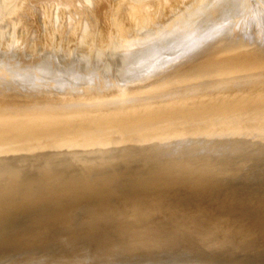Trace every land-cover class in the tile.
Listing matches in <instances>:
<instances>
[{
  "label": "water",
  "instance_id": "1",
  "mask_svg": "<svg viewBox=\"0 0 264 264\" xmlns=\"http://www.w3.org/2000/svg\"><path fill=\"white\" fill-rule=\"evenodd\" d=\"M0 264H264V158L0 153Z\"/></svg>",
  "mask_w": 264,
  "mask_h": 264
},
{
  "label": "rangeland",
  "instance_id": "2",
  "mask_svg": "<svg viewBox=\"0 0 264 264\" xmlns=\"http://www.w3.org/2000/svg\"><path fill=\"white\" fill-rule=\"evenodd\" d=\"M175 1H178V2H175ZM184 1L183 0H169L167 2V0H127V1L126 0H76V1L75 0H0V47H1L0 54L3 55L5 53L4 50L6 51L10 50L9 52L13 53L14 51V53L17 52L16 54L18 55H20L19 52H21V55L23 54L26 57L29 55L30 57H32V59L29 58L27 60H24L23 63L21 62V64H19L20 61H18L17 63L16 61H14L13 62L14 65L13 64L10 65V63L12 62H9V61L11 60H8V62H6L7 60L6 61L2 60L0 62V65L2 64L1 68L3 67L2 74L4 75L3 77L1 76V73H0V107L1 106L25 107V105H30L31 103H34L36 99H44L43 104H38V105L52 104L56 106H64V105L77 104V103H81L82 100L86 98V96H88L86 95V93H89V92H94L93 96L95 97V99L97 98L100 100L101 98L103 99L105 97H111V96L112 97L117 96L119 98V97H124L128 95H133L134 92L138 90V87H141L144 85L143 87L148 90L152 88L151 87L152 85H154L155 83L157 84V82L160 83L162 80L176 77L177 74L180 71H182L183 68L188 67L190 64H194V62L191 63L192 58L205 59V56H206L205 54H207V51L205 52V50H208L209 52L210 51L209 49H211V51H213L214 48L217 49L216 47H218L221 50L223 48L225 49L226 45L224 44L215 46L216 45L215 39H217L215 38V35L213 36L214 39L210 38L209 41L206 42L205 44L201 41V38L204 35L211 33V31H214L212 32L213 34L217 30H219L216 32V34H218V32L220 33V31H223L225 29L224 28L225 23H222L223 19L217 21L216 23L212 24L211 26L207 28L205 26H201L203 22L205 23L203 19L208 15V12L206 11L205 7L209 6L210 0L192 1L193 4L197 2L196 5H193V7L196 6L200 10L202 11L204 10L201 16H199L200 18L198 20L200 21L201 19L202 23L198 22V24H200L198 25V27L196 26H194L193 28H190L191 26L188 27L187 25H189V22L187 21L186 18H184V21H183L184 26H181L183 23L181 22L183 20V16L181 15H180L181 25L179 26L177 25V22H179L178 21L179 19H177L176 16L175 17L173 16L176 13H178V11L182 13L184 11L183 10L184 6L187 5L186 7H189L191 5L190 4L191 0H188V1L184 0ZM257 1L258 0H253V2L251 3H253L252 5L254 8L257 9L258 7L260 9ZM149 2L151 5L149 4ZM66 3H67V6H66ZM158 3L159 5L160 3H162L161 5L167 4L165 5L166 8L164 7V5L162 6L166 11L165 10L161 11V9H159L161 6H159ZM179 3L180 4L182 3L183 5L182 4L180 5ZM220 3L223 4L222 6H226L230 3V0H225ZM97 4H101L102 8L99 7L100 5H97ZM132 4L133 6L134 4L138 5L137 7L147 4L146 8H147V11L149 9L148 13H151V12L155 13L154 10L157 9L156 7H159L158 12L161 11L162 13L160 12L158 13L157 10L156 12L159 15H162L164 17L162 16L157 17L158 15L157 13H155L157 14L156 16H154L155 14L151 13V15L153 16V18H151L152 21L154 20L155 17L158 18V19L155 18V23L153 24L154 26L151 25V27L146 28L143 25L145 28L142 26H141L142 28L141 27L137 28L136 27L137 24H135L136 26L134 30L136 31V33H134L133 24L136 21L133 22L134 20L129 17L130 15L132 16V14L127 13L128 6L129 5L131 6ZM170 4L174 6V7L171 6L172 10L170 9L171 8ZM153 5H157V6L154 8ZM178 5L180 7V10H179V7H177ZM175 7L176 9L178 8L177 12L174 11L176 10ZM193 7L191 6L193 10L197 9L196 7H194L195 8L194 9ZM100 8L101 9L104 8L103 10L106 11L105 14L103 13V11L101 13ZM131 9L133 10L134 7ZM128 10L132 12V10H130V7L128 8ZM116 11H118L119 13H117ZM120 11H122L121 12L122 14L124 13L123 11H125V14L126 13L127 14L121 15ZM170 11H173L172 12L173 14L175 12V14L173 15L172 13H169ZM97 12L99 15L104 14L107 16L101 15V18H100V16L98 15L99 16V19H98ZM249 12H250V15H247L248 10L244 13L246 14L245 16L240 17L241 15H239L237 20L244 24L248 23L250 20V16L253 14V10L249 9ZM116 13L119 15L117 16ZM169 14H171L172 18L169 16ZM113 15L114 16L116 15V17H118L119 19L122 18L120 19L121 23L125 22V24H121L119 22L120 20H117ZM176 15L177 17H179L178 14ZM125 16L127 18L129 17V19H131L133 24L131 23V21L127 20ZM102 17H104L106 20L103 19ZM110 18L112 19L114 18L113 20H117L119 22V23H116L117 21H115L114 25L116 26V29H114L115 26L113 27L109 23ZM161 18L163 21L161 20ZM164 19H166L170 23V26L172 24L173 27L172 26L170 27L168 25L169 23ZM169 19L170 20L177 19V21L175 22L176 24L171 23L172 21H169ZM126 21H128L127 23L130 22L132 26L130 27V25L127 24ZM152 21L151 22L149 21L150 22L149 24H152ZM100 22L102 23L100 24ZM158 22L160 23L158 24ZM164 22L165 23L167 22L168 24L167 23L165 24ZM186 22L188 23L185 25ZM156 23L158 25H155ZM108 24L110 25L111 28L108 26ZM118 24H120L121 26L119 27ZM126 24H127V27H125ZM145 25L148 26L147 24ZM100 26H102L101 27L102 30L100 29ZM167 26H169L168 27L169 30L174 33V36L170 35L171 34L170 33L169 36L164 38L166 35L165 29L168 30L166 28ZM260 26L264 27V24ZM103 27L111 32L108 31L109 33H107V30L103 29ZM107 27H109L111 30ZM128 27H129V30H126V28L128 29ZM233 27H235V25H233ZM112 28L114 30H112ZM118 28H120L119 30L122 32L125 30L123 32L124 35L127 33L126 31H130L131 29V31L133 32H129L130 35L127 34V37L128 36L130 37L132 34L131 37L132 39H135L134 41H136V38L137 40H142L144 37H146V39L150 38V40L154 43L159 40L161 41V38H162V40H166L165 42L166 46L160 49H158L159 46H157L156 47L158 49L157 53L154 54L152 57L146 58L147 60L143 62L137 63V60H129L126 58L125 63L127 64V68L120 71L118 63L113 64V65L106 64L107 62L116 63L117 62L116 58H119V60L121 61V59L123 57L125 58V55L127 54L126 52L128 51L127 49L128 42L121 41L127 37L126 36L123 37L122 35L123 33L121 32L122 34L119 38H123V39L119 40L118 36L120 35V33L119 35L116 34V32H119ZM235 30L236 29H233V31ZM98 31H101V32L103 31V33L106 32L105 34L107 35L111 34L112 36H114L113 37L114 39L111 37V35H110L111 38L107 36L110 42L108 41L106 42V37H105L106 35L104 34L105 36H102L103 38H100L103 33H101L100 35V32H99V36H100L99 37L97 36ZM187 33H190V36H183ZM94 34H96V37ZM115 35H117V37ZM133 35L136 37L134 38ZM131 37L129 38L130 40H132ZM260 37H263L262 34L260 35ZM171 38L175 39L174 43H172ZM95 39L97 42L93 43ZM101 39L103 40V42ZM100 41L103 43V44L100 43V45H102V46H99L100 48H95V46L97 47V45L93 47V44H97ZM236 41L237 40L235 39L233 43V40H231L232 45L235 44ZM231 42H229V44ZM243 42H240V43L245 44V42L244 43ZM211 44L214 45L213 49L210 47ZM242 44L241 45L239 44V45L242 46ZM13 45H14V48H13ZM232 45L230 47H232ZM114 47H122L118 56L109 55V53L111 52V50H113ZM207 47H210V48L206 49ZM237 48H240V47H238L237 45ZM232 50H230V52ZM167 51H170V52L166 53ZM226 52L222 55L229 53V52L227 53ZM235 52H237V50ZM234 53L232 54L230 53L231 54L230 57ZM222 55L221 54L219 55L220 59L218 60L221 61ZM250 55L251 54H249V56ZM225 56H223V58H225ZM249 56H246V57L249 58ZM48 57H52V58H48ZM55 57L56 58L62 57V58L61 60H59L60 58H58L57 60L53 61L52 59H56ZM95 57H96V60L94 61L96 62L93 61V58ZM215 57L217 56L215 55ZM228 57L229 56L227 55L226 58ZM223 58L222 60H224ZM205 60H204V63L206 62L205 63L206 65L207 58ZM3 61L6 62L5 66L2 63ZM214 61L216 62V59ZM186 62L190 64L181 66ZM15 63L17 64V67L19 66V68L14 67L16 70L12 72L14 68H11V66H16ZM261 63L256 61L255 64H253L252 62H250L249 64H253L254 67H256L260 65ZM20 65L22 66L20 67ZM7 66H10L9 69L10 71L12 70L11 71L12 73H10L9 69H6ZM252 67L253 66H250V69ZM1 68H0V71H1ZM14 73L15 74L17 73L16 75L18 77H16ZM245 74L242 75V77L240 76L239 78L246 79V77L247 76L249 77L250 75V74H246V75ZM7 75H10L11 78L13 76L12 80L9 78L10 76H7ZM215 76L217 77L219 76V74ZM251 76H252V73H251ZM28 78H30V80ZM148 78L149 79L153 78V80L148 81L149 80ZM215 79L216 78L211 79L210 81H213ZM231 81H235V80H231ZM260 85L262 87H260ZM253 86L258 87V89L254 90L253 92H245L246 90L244 89L245 91H243V88L241 89L235 88V89H238V91L233 96V98H231L230 100H227V102L224 98V95L220 97H215L213 102L218 103L217 107L219 106V108H222V109H219L218 111H214L215 113L214 116H216L215 118L223 121L221 123L223 125L233 124V123L234 124L239 123L243 125V123H249V121L252 122L255 119L257 121H261V120L263 121L264 113L262 112H264V88H263L264 80L263 81L261 80V83H259L258 85L257 84L250 85V87H253ZM237 95L238 96L240 95V96L238 97ZM146 100L144 104L147 105V103H149L150 100L149 101L148 100L146 101ZM163 100H166V99H163ZM245 100L246 102L254 101V104L246 106L244 104ZM160 102H162V104L167 103L165 101H160ZM208 104H213V103L210 102ZM158 105L160 104H157L155 106H158ZM178 105H181V104H178ZM105 108H106V111L108 112L104 111ZM105 108L100 109L99 114L101 116L97 114L98 116H100L101 121L99 118L92 117V119H90L89 117H87V120H85L83 123H76V121L68 123L67 120L57 121L58 117L55 115L53 116V114L49 115V113L47 117L43 118V116H41L42 119L34 120V121L42 120L43 123L41 122L33 123V122H28L26 120L22 121V120H14V119L9 120V121L8 120L2 121L0 122V148H4V147L14 148V149H10L7 151H15V150L26 149V148L60 150L62 147H64V144L66 143L70 144L71 142L69 141H75L79 139L81 140L80 142L81 145H84L83 143L87 142L85 143V147H84L86 148L88 147V145H100L101 143H106L107 141L112 142V140H110L109 138H114V137L119 138L117 141L124 142L127 140L126 139L127 136H130V138L133 139L141 135V133H138L137 131H142L143 129L135 130V132L128 131V129L133 130V127L135 126L137 127V124L139 125L141 122L146 125L152 122L155 123L157 122L158 118H160V116L162 117V114L163 116L165 114H170V113L172 114L182 113L183 114L184 112H186L184 110H187L186 108H183V107H177V109H175L174 111H169V110H172V108L174 107L172 108L168 106L155 107L154 109H150V110L147 109L146 111L140 112L138 114L136 113H132L131 115L128 114L129 117H127V119L125 120L123 119L122 115H126L127 112H122L121 114L110 113V115L102 116L101 113H103V111L104 113L109 114L110 107L105 106ZM123 110L124 109H121V111ZM199 110H200L199 112H210V114L213 113V112L211 113V111H208V110L207 111H201L202 109H199ZM112 111H115V110H112ZM95 113L93 115H96ZM156 113H157V116H156ZM76 116L81 118L84 116V114H78ZM16 117H20V116L16 115ZM104 117L105 118L107 117V118L105 119ZM110 117H113L112 119H114V121L110 120V123H109V119H111ZM184 117L185 116H179V117L173 116V117L164 118V119H169V120L173 119L176 126L182 127V126L194 125L192 122L186 125H183L180 122H177V120L184 118ZM254 117L256 118L254 119ZM129 118L130 119L132 118V120H130L131 123L130 121L127 122ZM68 119H70V117ZM105 120H107L108 123L105 122ZM101 122L109 124V125L101 126L100 124ZM129 123L130 125H128ZM132 123H134V125ZM254 124L255 123L252 122L249 125H254ZM248 130H246L247 133H248ZM255 131H257V129ZM255 131L252 130L253 133ZM134 133H137V134H134ZM131 134H134V135H131ZM248 134H251V132ZM258 135L259 137H256V136L253 137L251 135L249 136V138L246 137L247 139L246 138H236V139L233 138L232 141L211 142L205 146L198 145V144L191 145V146L176 145L167 151H163L164 148H160L157 145L155 146L145 145V146H141V148H138L136 151L120 152L121 153L120 155L141 156V157H150V158L154 156L153 158H162V159H168V158L170 159V157H173V159L175 160L193 158L194 160H190V161H202V162L264 158V135L263 136H261L260 134ZM188 136H192V135H184L183 137H188ZM144 138H147V137H144ZM81 145L79 147H81ZM101 145H104V144H101ZM128 145H131V144H128ZM101 151L100 149L96 151L86 149L84 152L101 153V154L109 153V151H105V150H101ZM110 154L117 155L116 153H110ZM177 156H188V157L179 158Z\"/></svg>",
  "mask_w": 264,
  "mask_h": 264
},
{
  "label": "bare ground",
  "instance_id": "3",
  "mask_svg": "<svg viewBox=\"0 0 264 264\" xmlns=\"http://www.w3.org/2000/svg\"><path fill=\"white\" fill-rule=\"evenodd\" d=\"M168 1L169 0H167V2ZM192 1H194V0H191V3H190L191 5L189 4L190 5L189 7H186L187 5L184 6L185 8L182 6L183 10H184L183 11L184 13L182 12L183 15L179 11H178V13H176V14H178L179 17H177V15L175 14V12H177L178 8L176 9V7H175L176 10L173 9L175 11L174 12L175 15L172 13L173 11L169 12V13H172L174 15V16L172 15L173 17L176 16V18L179 19L178 20L179 22H177L178 26L181 25V23H180L181 16H183V20L181 22H183L184 18H186L187 21L189 22V25H187V26L188 27L191 26L190 28H193L194 26L198 27V25H200V24H198V22L202 23L201 19H200V21L198 19L200 18L199 16H201V14L204 12V10L202 11L199 8H197L196 6H194L199 11L197 9H195L193 7V5H196V3H197L196 1H198V0L195 1L196 3L194 2L195 4H193ZM223 1H225V0H210L209 6L205 7L206 11L208 12V15L205 18L203 17L204 19L202 18L206 24L203 22L204 24L202 23L201 26H205L207 28V27L211 26L212 24L216 23L217 21L223 19L222 23H225V25H224L225 29L222 28L224 30L220 31V33L218 32V34H216V32L219 30H217L213 34H212V32H214V31H211V33L204 35L201 38V41L205 44L206 42L209 41L210 38H213V36L215 35V38H217V39H215L216 42L214 41L216 43L215 46H218L220 44H224L227 47V48L225 47L226 51L229 53H227L224 48L221 50L218 47H216L217 49H215L214 45L211 44L210 47L212 49L214 48L215 50L213 49V51H214L213 52V51H211V49H209L210 47L206 48V49L210 50L209 51L210 53L208 52V50H205V52L207 51V54H205L206 55L205 59L207 58V64L206 65H205L206 62L204 63L205 59L192 58L191 63L194 62V64H190V63L186 62L183 65H181V66H184V65L190 64L188 67L183 68L182 71H180L176 77L165 79V80H162L161 82L159 81L160 83H158V82H157V84L155 83L154 85L151 86L152 88H150L148 90L143 87L144 85L141 87H138V90L135 91L133 95H128V96L119 97V98L117 96H114V97L111 96V97H105L103 99L101 98V100H100L97 98L95 99V97L93 96L94 92H89V93H86V95H88V96H86V98H84L81 103L71 104V105H64V106H56V105H52V104L38 105V104H43L44 99H36V101L34 103H31L30 105H25V107L1 106L0 107V122L5 121V120L9 121V120L14 119V120H22V121L26 120L28 122H33V123H38V122L43 123L42 120H40V121H34V120L42 119L41 116H43V118L47 117V115L49 113V115L53 114V116L54 115L57 116L58 117L57 121L67 120L68 123L73 122V121H76V123H83L85 120H87V117H89L90 119H92V117L100 119V116H101L99 114L100 109L101 108L104 109L105 106L110 107L109 114L104 113V111H106V108H107L106 107L105 110L103 111V113H101L102 116L110 115V113L121 114L122 112H127L126 113L127 116L122 115L123 119H125V120L127 119V117H129L128 114H130V115L132 113L138 114L140 112L146 111L147 109H149V110L154 109L155 107H165V106H168L171 108L174 107V108H172V110H169V111H174L175 109H177V107H183V108L187 109V110H184L186 112H184L183 114L182 113H175V114L170 113V114H165L164 116L162 114V117L160 116V118H158L157 122H155V123L152 122V123H150V124L148 123L146 125V124H143L141 122L139 125L137 124V127L136 126L133 127V130L128 129V131L135 132V130L143 129L142 131H137L138 133H141V135L138 137H135L133 139H131L130 136H127L126 137L127 140L124 142H119V141H117L119 138L114 137V138H109L110 140H112V142L107 141L106 143H101L104 145H101V144L100 145H88V147L84 148L85 143H87V142H84L83 143L84 145H81L80 144L81 140L79 139V140H75V141H69V142H71L70 144L66 143V144H64V147H62L60 149V150H64V151H76V152H84L86 149L93 150V151L100 149V151L101 150L109 151V153H106V154L116 153L117 155H120L121 154L120 152L136 151L138 148H141V146H145V145L146 146L157 145L160 148H164L163 151H167L176 145L191 146V145L198 144V145L205 146L211 142H216V141H232L233 138L234 139L246 138V137L249 138V136H251V135L253 137L254 136L259 137L258 134L263 136L264 135V120L263 121L262 120L257 121L255 119L256 117H254L255 120L252 121L255 123L254 125H249L250 123H252L251 121H249V123H243V125H241L239 123H236V124L233 123L234 125L233 124L223 125V124H221L223 121L215 118L216 116H214L215 115L214 111H218L219 109H222V108H219V106L217 107L218 103L213 102L215 97H220V96L224 95V98L227 102V100H230L231 98H233V96L238 91V89H235V88H240V89L243 88V91L246 90L245 92H253L254 90H257L258 87H255V86L250 87V85L251 84H257L258 85L259 83H261V80L262 81L264 80V27L260 26V25L264 24V0H258L257 1L260 9L257 6H256L257 9L253 7V5H252L253 3H251V2H253V0L252 1L251 0H230V3L228 5L222 6L223 4L220 2H223ZM175 2H178V1H175ZM153 3H154V1H153ZM149 4H150V2H149ZM161 4L162 3H160V5H159V3H158V5L161 7L163 5H164V7H165V5H167V4H163V5H161ZM171 4H170V7L171 6L174 7ZM97 5H100L99 7L102 8L101 4H97ZM146 5H143V6L141 5V6L137 7L138 5L134 4V6H133V4H132L131 5L132 7L130 5L128 6V8L130 7V10H132L131 8L134 7V9L132 10L133 13L131 11H129L127 8V11H128L127 13L132 14V16L131 15L130 16L127 15V16L132 18L134 20L133 22H135V21L136 22L133 24L131 19H129V17L127 18L125 16L127 18V20L131 21V23L133 24V26H134V28L132 27L133 30L135 29V26H136L135 24H137V26H136L137 28H140L141 26L142 27L145 26L146 28L151 27V25H153L155 23V18L162 16V15H159L158 13L159 12L162 13L161 11L165 10L163 7L159 8V7H156L157 5H153L154 8L155 7L157 8L156 9L157 12L159 9H161V11H159L157 13L156 10H154L155 13H157L159 15L158 16L157 14L152 13L150 10V12L152 14H155L154 16L157 15V17H155L154 20L152 21L151 18H153V16L151 15V13H148L149 9L147 11ZM66 6H67V3H66ZM191 6L195 10H193L191 8ZM104 7H105V5H104ZM123 7H125V6H123ZM172 7L170 8L171 10H172ZM177 7H179V5ZM101 8H100L101 13L103 11V13L105 14L106 11L103 10L104 8L103 9H101ZM168 9H169V7H168ZM249 9L253 10V14L250 16L249 22L245 23V24L242 22H239L237 20L239 15H241L240 17L245 16L246 14H244V13L247 10H248L247 15H250ZM179 10H180V7H179ZM118 11H116V12L119 13ZM121 12L122 11H120V13ZM123 12H124L123 13L124 15L127 14V13L125 14V11H123ZM167 12H168V10H167ZM117 13H116V15L118 16L119 14H117ZM104 14H101V15L107 16ZM123 14L121 13V15H123ZM163 14H164V12H163ZM165 14H166V12H165ZM98 15L99 14L97 12V18L99 19V16L101 18V15H99V16ZM116 15L115 16L113 15V16L117 20L122 19V18L119 19L118 17H116ZM169 16L171 17V14H169ZM162 17H164V16H162ZM102 18L105 19L104 17H102ZM111 19L112 18H110L109 23L111 24V26L114 27L115 21H117V20H113L114 18L112 20ZM177 19H175V20L169 19V21H172L171 23L176 24L175 22L177 21ZM161 20H162V18H161ZM164 20H166V19H164ZM149 21L150 22L152 21V24H149L150 23ZM112 22H114V23H112ZM119 22L121 23V20ZM119 22L117 21L116 23H119ZM127 22L128 21H126V23ZM188 22H186L185 25ZM101 23L102 22H100V24ZM131 23L129 22L127 24H129L131 27L132 26ZM159 23L160 22H158V24ZM121 24H125V22L124 23L122 22ZM127 24L125 25V27H127ZM145 24H147L148 26H146ZM158 24L156 23L155 25H158ZM183 24H184V22L182 23L181 26H184ZM118 25H119V27L121 26L120 24H118ZM138 25H139V27H138ZM168 25L170 26V23ZM233 25H235V27H233ZM108 26L110 27L109 24H108ZM169 26L166 27L168 30L165 29L166 35L164 38L169 36L170 33H171L170 35L174 36V33L169 30V28H168ZM171 26H172V24H171ZM101 27L102 26H100V29H101ZM109 27H107V28H109ZM103 29H106V28L103 27ZM114 29H116V26ZM114 29L112 28V30H114ZM119 29L120 28H118V30ZM233 29H236V30L233 31ZM118 30H116V31H118ZM121 30H123V29H121ZM126 30H129V27H128V29L126 28ZM171 30H172V28H171ZM103 31L102 32L98 31L97 36H99V32L101 35V33H103ZM108 31L109 30H107V33L111 32V31H109V32ZM121 32L122 31H120V30H119V32H116V34H118V35L120 33L118 38L123 33V32L122 33ZM126 32H125L126 33L125 35H124V33L122 34L123 37H125V36L127 37V34L130 35L129 32H133V31H131V29H130V31H126ZM105 33H103L101 35V37L100 36L99 37L103 38L102 36L106 35L105 36L106 42L107 41L110 42V40H108L107 36L110 37L111 34L107 35ZM134 33H136L135 30H134ZM96 34H94L95 37H96ZM245 34H246V36H245ZM261 34L263 37H260ZM115 36L117 37V35H115ZM131 36H132V34H131ZM183 36H190V33H187ZM111 37L113 38L114 36L111 35ZM128 37L125 39L119 38V40L123 39V40H121L123 42H128V47H127L128 51L126 52L127 54L125 55V58L123 57L121 59V61L119 60V58H116L117 59L116 63L107 62L106 63L107 65H113V64L118 63L119 70L121 71V70L127 68V64L125 63L126 58L129 60H137V63L143 62V61L147 60L146 58L152 57L154 54H156L158 49L164 48L166 46V44H165L166 40H162V38H161V41L159 40V41H156L153 43L150 40V38L146 39V37H144L142 40H137V38H136V41H134L135 39H132V37H131L132 40H130L129 39L130 37L129 38ZM135 37L136 36H134V38ZM170 37H172V36H170ZM96 39L94 40L95 42L93 41V43L97 42ZM113 39H111V40H113ZM127 39H129V40H127ZM235 39L238 42L244 41L245 44H242L239 42L240 45L242 44V46H240L238 44V42L236 41V43L232 45L231 40H233V43H234ZM171 41H172V43H174L175 39L171 38ZM102 42H103V40H102ZM102 42L100 41V42H98L99 44L98 43L93 44V47L95 45H97V47L95 46V48H100L99 46H102V45H100V43L103 44ZM229 42H231V43L229 44ZM160 44H162V45H160ZM212 45H213V47H212ZM228 45H229V47H228ZM231 45H232V47H230ZM237 45L240 48H237ZM157 46H159L158 49L156 48ZM13 48H14V45H13ZM220 48H222V47H220ZM228 48H229V50H228ZM235 48H236L237 52H235L236 51ZM121 49H122V47H114L113 50H111V52L109 53V55L110 56H118ZM230 50H232L233 52L232 51L230 52ZM9 51L4 50L5 53L3 55L0 54V62L2 60H5V61L7 60L6 62H8V60H11V61H9V62H12V63H10V65H11V64H13L14 61H16V63L18 61H20L19 64H21V62L23 63L24 60H27L29 58L32 59V57H30L29 55H28L29 57L27 56L28 58L26 56H24L23 54L21 55V52H19L21 55L20 56V55L16 54L17 52L14 53V51H13V53H12ZM171 51H173V50H171ZM168 52H170V51H167L166 53H168ZM225 52L227 53L225 55L229 56L228 58H226L225 55H222ZM253 52H254V54H253ZM2 53H3V51H2ZM230 53L231 54L234 53V54L230 57V55H231ZM220 54L222 55L221 61L218 60V59H220V56H219ZM249 54H251L253 56H251V55L249 56ZM25 55H27V54H25ZM215 55L217 57H215ZM223 56H225V58H223ZM246 56H249L250 59ZM33 58H35V57H33ZM48 58H52V57H48ZM58 58H60L59 60H61L62 57H57L56 59H52V60L54 61V60H57ZM222 58L224 60H222ZM244 58H246V59H244ZM97 59H98V57H97ZM215 59H216L217 63L214 61ZM94 60H96V57L93 58V61ZM212 60H213V62H212ZM253 60L255 61V63H256V61L259 63H261V62L262 63L256 67H254L253 64H255V63ZM5 61L2 62L4 64V66L6 63ZM94 62H96V61H94ZM201 62L204 64H202ZM208 62H210V63H208ZM222 62H224V63H222ZM250 62H252L253 64H249ZM16 63H15L16 66H11V68H14V67L16 68L17 67ZM218 63H219V65H218ZM1 66H2V64L0 65V68H1ZM21 66L22 65H20V67ZM250 66H253V67L250 69ZM9 67L10 66H7V68L6 67H4V68L9 69ZM2 68H1L0 73H1V76L4 77V75L2 74ZM15 68L13 71L12 70L11 71L14 72L16 70ZM17 68H19V66ZM9 71H10V69H9ZM11 71H10V73H12ZM17 71H18V69H17ZM8 72H7V74H8ZM245 73L250 74L249 77L247 76L248 78L246 77V79H244V78L240 79L239 77L240 76L242 77V75H244ZM251 73H252V76H251ZM16 74L14 73V75H16ZM218 74H219V76L216 77L215 75H218ZM102 75H104V74H102ZM7 76H10V75H7ZM213 76H215V77H213ZM16 77H18V76L16 75ZM9 78L12 80L13 76H12V78H11V76ZM30 78H28V79L30 80ZM214 78H216V79L213 81H210L211 79H214ZM14 79H15V77H14ZM152 80H153V78L149 79L148 81H152ZM222 80H224V81H222ZM231 80H235V81H231ZM238 85H240L241 87ZM260 87H262V86L260 85ZM140 90H142V91H140ZM170 93H172V94H170ZM59 97H61V96H59ZM211 98H213V99H211ZM146 99L148 101L150 100L149 103H147V105L144 104ZM163 99H166V100H163ZM137 101H139V102H137ZM160 101H165L167 103L162 104V102H160ZM210 102L213 104H208ZM238 102H240V101H238ZM157 104H160V105L155 106ZM178 104H181V105H178ZM244 104L246 106H249L251 104H254V101L246 102V100H245ZM152 106H154V107H152ZM121 109H124V110L121 111ZM199 109H202L201 111H207V110L211 111V113L213 112L212 113L213 116H212V114H210V112H199L200 111ZM112 110H115V111H112ZM106 112H108V111H106ZM94 113L96 115L98 114L100 116L93 115ZM262 113H264V112H262ZM78 114H84V116L79 118L78 116H76ZM16 115H18L20 117H16ZM148 115H150V114H148ZM68 116L70 117V119H68L69 118ZM156 116H157V113H156ZM173 116H175V117L185 116L184 118L177 120V122H180L183 125L190 124L192 122L194 125L181 127V126H176L173 119L172 120L164 119V118H169V117H173ZM66 117H68V118H66ZM110 118L111 119H109V123H110V120L114 121V119H112L113 117H110ZM135 119H134V121H135ZM130 120H132V118L131 119L129 118L127 120V122ZM100 121H101V119H100ZM105 122H107V120H105ZM138 122H139V120H138ZM130 123H131V121H130ZM130 123L128 125H130ZM100 124H101V126L102 125H105V126L109 125V124H106L103 122H101ZM132 124L134 125V123H132ZM131 127H132V125H131ZM256 129H257V131H255ZM246 130H248V133L251 132V134H248L246 132ZM252 130H254L255 132L253 133ZM194 133H196V134H194ZM134 134H137V133H134ZM134 134H131V135H134ZM184 135H192V136L183 137ZM144 137H147V138H144ZM121 138H123V137H121ZM128 144H131V145H128ZM80 145H81V147H79ZM111 148H113V149H111ZM10 149H14V148H7V147L0 148V153L9 152L7 150H10ZM138 157H141V156H138ZM177 157L185 158L188 156H177ZM170 159H173V157H170ZM183 160L190 161V160H194V159L190 158V159H183ZM200 162H202V161H200Z\"/></svg>",
  "mask_w": 264,
  "mask_h": 264
}]
</instances>
